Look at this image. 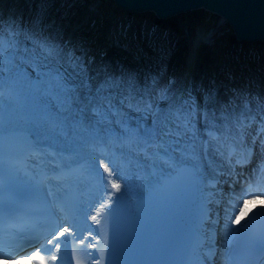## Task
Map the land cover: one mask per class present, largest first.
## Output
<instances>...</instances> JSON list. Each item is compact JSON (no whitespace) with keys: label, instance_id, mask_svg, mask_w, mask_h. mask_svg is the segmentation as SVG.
<instances>
[{"label":"bare ground","instance_id":"bare-ground-1","mask_svg":"<svg viewBox=\"0 0 264 264\" xmlns=\"http://www.w3.org/2000/svg\"><path fill=\"white\" fill-rule=\"evenodd\" d=\"M54 10L53 6L51 11ZM49 21L50 23L46 24L43 20L34 19L31 17V12L29 14V10L25 12V7L21 2L17 4V0H0V44L7 41L3 46L12 45L11 51L16 53L15 62L19 71L26 74L25 79L4 87L3 95L6 99L0 102V122L10 126V128L29 129L34 133L37 145L40 147L47 146V149H55L56 157H59L60 150L74 153L75 159H80L84 151H93L94 155L99 157L101 161L99 172H103L102 165L108 164L109 166V159L106 161L107 157L92 150L90 148L92 143L88 144L84 150L80 148V142L87 141L93 135L90 129L76 133L69 132L60 136L53 135L49 130L44 120V113L46 110L54 111L55 97H42L40 94L44 86L41 84L39 73L43 71V68L39 64L32 65L21 60L33 52L45 51L46 49L71 51L75 52L77 56L83 52L84 56L92 61L93 69L106 66L117 75L122 72V81L127 82L123 84L118 93V97H127V99L123 105L116 104L117 114L109 117L113 123L108 125V134L105 137L107 141L105 144L117 148L128 164V171L123 175L120 168L112 169L116 176H113L111 180L120 183L122 189L127 185V188L133 186L138 191L139 187H142L143 180H147V183L150 182L147 178L149 159L135 158L136 155L131 152L135 146H144L151 142L146 135V130L151 129L154 117L148 112L145 102L151 104L152 108L155 109L157 104L154 101L158 97L173 94L178 90L191 91L196 100L192 114V129L181 143L186 160H183V163L187 162L192 166L203 185L210 182L213 176L219 173H227L229 168L238 173L240 171L245 173V169L229 164L228 159L225 161L216 152V147L232 141L231 137L234 131L240 127V112L247 111L252 114L255 109L260 107L259 105L264 106V80L260 74L257 73L260 76V80H258L229 72L228 77L223 79L225 64L217 61L215 54L208 52L207 49L213 48V44L208 43V35L201 29L197 31L196 36L191 39L189 44L172 47L164 59L150 67L147 64H132L123 54L113 48L108 50L110 46L106 41H98L99 33L82 34L79 33V28L63 33L50 25L53 23L51 20ZM7 33H10L11 37L7 38ZM91 36L93 38H90ZM26 39V45H23L21 40ZM147 74L150 75L149 78L151 79L145 78ZM27 81H31V84ZM129 84L132 87H129ZM206 94L214 96L215 102L205 103ZM158 103L161 108L166 104L164 100H159ZM247 103L251 106L249 110L246 108ZM213 114L217 117L215 121H212L216 127H210L207 124ZM256 116L255 114L254 117ZM205 127L217 128L223 136V140L218 144H213L211 141L212 147L209 150L211 164L205 162L203 145L199 142L200 137L204 136L205 138L202 133ZM253 129V126L245 128L243 130L244 136H250ZM116 142L119 144L117 145ZM259 143L260 139L254 145L256 148L254 163L264 160V152H261ZM155 150L163 154L157 147ZM175 155L179 156L180 153ZM34 159L37 160L38 158L35 157ZM248 171L249 168L246 172ZM166 172L164 170V173ZM104 175L107 176V173ZM141 175H143V179H141ZM117 177H123V179ZM111 180L107 184L102 180V184L97 186L95 194L98 201L108 198V192L105 191L106 187L108 191L115 192L114 189L110 188ZM219 180L218 189L208 187L205 188V191L210 200V210L214 217L213 222L208 224L209 230L218 231V243L222 248L226 230L232 227L229 216L232 214L240 215L243 209V203H238L236 196H239V200L243 202L244 200L241 192L237 191V189H242V186H235V184L241 183L242 179L234 178L232 182L227 175H223L219 176ZM224 180L233 184H230L231 186L228 183L225 184ZM153 181L155 180H151V182ZM48 182L50 180H47L46 184ZM249 184L255 187L254 179H248L245 185L248 186ZM233 187L236 191L233 190ZM220 190L223 194L219 193ZM132 193L136 194L134 190L131 192L126 190L117 194L127 197ZM249 200V195H245V202ZM231 202L233 204H230ZM257 202L263 203L264 199H257ZM234 207L239 209V212L233 213ZM219 220L222 223H219ZM0 264L29 263L22 259L16 262L0 261Z\"/></svg>","mask_w":264,"mask_h":264},{"label":"snow or ice","instance_id":"snow-or-ice-1","mask_svg":"<svg viewBox=\"0 0 264 264\" xmlns=\"http://www.w3.org/2000/svg\"><path fill=\"white\" fill-rule=\"evenodd\" d=\"M10 47L0 45V102L6 99L3 95V89L6 85L11 86L26 78V74L19 71V67L15 62L16 53L11 51ZM22 60L24 63L32 65L39 64L43 68V71L39 73L41 84L44 86L40 94L42 97H55L54 111L46 110L44 113L45 123L53 135L60 136L69 132L76 133L90 129L93 135L87 141L80 142L81 150L86 149L87 145L91 143L101 144L107 142L105 137L108 134V125L113 123L109 117L117 114L116 104L123 105L125 99H127V97H118L123 84L127 83L122 81V72L117 75L106 66L93 69L92 61L86 58L83 53L77 56L75 52H64L63 50L46 49L45 51L33 52L24 56ZM27 83L31 84V81H27ZM129 87H132V85L129 84ZM159 100L166 102L163 108L159 106ZM209 101L215 102V97L206 94L205 103ZM145 103L148 112L154 117L152 127L150 130H146V135L151 143L163 152V156L160 155V152H156L154 155L157 160L179 175L182 172L180 166L184 160L181 143L192 129V114L196 106V100L193 98L191 91L178 90L173 94H165L158 97L154 101L157 104L155 109L152 108L151 104ZM216 119L217 117L213 114L211 120L207 121L208 126L216 127L212 123ZM242 129L243 126L241 125L231 137V140L238 145H244L243 136L245 133ZM11 135L10 126L0 122V173L3 172L5 149L6 147L9 150L11 148L10 144H6V137L10 139ZM255 144V140L250 141V145L254 146ZM225 147V145H218L216 152L222 156L226 155L229 164H232L231 157L236 155L235 164L243 166L248 162L252 154L249 145H244L239 153H235L234 150L229 148L227 154H225L223 150ZM259 147L261 152H264V137H260ZM176 153H180V155L177 156L175 155ZM76 163L87 166L90 171L98 172L100 178L106 184L113 176H116V173L113 172L112 168H109L108 164H103V172H99L101 161L99 157L94 155L93 151H84V154L81 155ZM110 163L113 164V167H116L114 159L110 160ZM261 172L264 173V169ZM104 173H107V176ZM232 173V168H229L227 173H219L212 178L219 183V176H231ZM117 178L123 179V177ZM241 178L243 179V177ZM262 180H264V176H262ZM223 182L225 184L228 183L227 180ZM213 187H215L214 184ZM110 188L114 189L115 192L108 191L106 187L105 191L108 192V199L103 202L98 201L95 214L91 215V219L97 224L100 223L99 218L102 214H111L115 218L121 201V197L116 194L126 191L127 185L122 189L120 183L111 180ZM241 195H264V192L251 191V184H249L247 188L241 189ZM113 196L116 197L115 200L111 198ZM237 202L243 203V201L239 200V197H237ZM19 210V207L15 204L5 206L0 201V224H8L9 227H14L15 225L8 222L17 219ZM232 211L236 213L239 212V209L234 207ZM257 217L264 218V211L256 213L244 224H241L238 215H230L229 219L234 227L229 228V240L237 238L243 240L250 233L256 231ZM67 231L69 229L65 228L64 232ZM259 231L264 235V227H261ZM60 235H63V232ZM53 239L58 240V237H53ZM48 242L52 243L51 240ZM29 244L30 246L35 245L37 248L41 247L36 240H30ZM45 250L52 252L51 249L46 248ZM55 250H59V243H56ZM15 255H28V253L20 251L15 253ZM239 255V250H234L232 264H242V261L238 259ZM3 258L4 253L0 252V259ZM29 258L33 260V264H48V261L43 256H40L39 251L30 255ZM56 259V255H51V260L55 261Z\"/></svg>","mask_w":264,"mask_h":264},{"label":"rangeland","instance_id":"rangeland-1","mask_svg":"<svg viewBox=\"0 0 264 264\" xmlns=\"http://www.w3.org/2000/svg\"><path fill=\"white\" fill-rule=\"evenodd\" d=\"M19 2L34 19L46 24L51 20L53 24L50 25L63 33L78 28L84 30L80 31L82 34L99 33L98 41H106L110 46L108 50L113 48L132 64L150 67L164 59L172 47L189 44L201 29L208 35V42L213 44L208 52L225 64L223 79L229 72H234L260 80L258 73L264 80V42H238L226 21L204 10L162 20L151 12L127 13L112 0H17V4ZM53 6L55 10L52 12ZM9 37L11 34L7 33ZM21 41L24 45L27 39ZM5 43L7 41L0 45ZM149 77V74L145 76L151 79Z\"/></svg>","mask_w":264,"mask_h":264},{"label":"water","instance_id":"water-1","mask_svg":"<svg viewBox=\"0 0 264 264\" xmlns=\"http://www.w3.org/2000/svg\"><path fill=\"white\" fill-rule=\"evenodd\" d=\"M129 13L151 12L158 19L204 10L219 16L238 42H264V0H112Z\"/></svg>","mask_w":264,"mask_h":264}]
</instances>
